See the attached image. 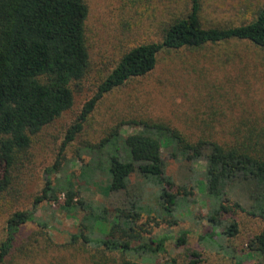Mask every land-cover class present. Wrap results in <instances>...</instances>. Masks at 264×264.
<instances>
[{
	"label": "rangeland",
	"instance_id": "rangeland-1",
	"mask_svg": "<svg viewBox=\"0 0 264 264\" xmlns=\"http://www.w3.org/2000/svg\"><path fill=\"white\" fill-rule=\"evenodd\" d=\"M201 2L205 27L238 24L245 6V16L264 7V0ZM187 4L188 0H86L87 74L71 85L72 107L31 136L29 148L15 156L10 183L0 194V244L11 213L34 208V199L47 179L64 183L72 176L78 204L64 211L60 196L57 202L36 206L35 216L43 227L25 224L2 264H118L122 260L136 264H264V257L250 254L247 248L264 230V222L258 218L242 211L219 217L215 233L234 221L238 234L231 239L215 238V242L206 236L212 233L215 201L205 193L203 162L175 161L164 151L165 175L174 185L170 191L177 193L184 187L189 193L186 198L195 202H181L176 211L168 213L164 204H158V179L132 174L127 193H107L110 175L106 169L93 170L89 163L92 157H83L82 162L76 154L77 149L97 143L118 124H123L121 135L126 136L141 132L136 126L139 121H150L164 123L191 141L204 137L225 147L239 144L255 157H264L263 51L230 41L160 53L149 74L106 94L85 122L81 136L60 152L65 132L121 56L139 44L158 42L163 9L184 10ZM99 156L97 166L107 168L106 155ZM56 162L57 174L52 171ZM96 162L97 158L92 164ZM3 171L0 162V177ZM249 194V187L243 184L231 185L227 191L228 200L244 210L250 206ZM133 196L141 200L143 209L131 246L166 236L165 252L134 254L120 248L105 252L102 247L71 241V236L79 233L91 239L103 238L107 233L101 235L117 221L116 211L128 209ZM103 212V219L94 220ZM183 233L185 243L179 246L176 240ZM114 234V239H127L121 233Z\"/></svg>",
	"mask_w": 264,
	"mask_h": 264
},
{
	"label": "trees",
	"instance_id": "trees-1",
	"mask_svg": "<svg viewBox=\"0 0 264 264\" xmlns=\"http://www.w3.org/2000/svg\"><path fill=\"white\" fill-rule=\"evenodd\" d=\"M202 4L201 0H188L187 9L172 11L169 6L163 9L158 23L160 40L139 44L121 56L65 132L60 152L81 136L85 122L106 94L149 74L160 53L199 49L207 44L230 41L247 43L264 52V7L251 10L245 16L248 9L245 6L246 12L241 13L244 17L238 24L205 27L201 19ZM87 15L86 0H0V162L4 165L0 194L10 183L15 156L29 148L30 137L72 107L71 85L80 82L89 68L85 40ZM139 122L136 126L140 127V133L122 136L123 124H118L97 143H86L76 150L78 160L82 162L83 157H92L89 163L94 166L93 170L106 169L110 175L107 193H127L131 175L137 174L141 179H158V204H164L168 213L176 211L181 202L194 204L193 199L186 198L189 193L184 187L178 188L177 193L170 191L174 185L165 175L162 157L165 151L175 161L205 164V193L215 201L212 205L215 216L210 219L212 233L206 235L212 242L215 238L231 239L238 234V225L234 221L215 233L219 217L242 211L264 222V157H255L239 144L225 147L204 137L191 141L164 123ZM101 154L107 157V168L97 166ZM58 166L56 162L52 168L55 174ZM234 184L249 187L248 210L228 200V188ZM60 196L64 211L78 204L72 176L64 183L47 179L41 194L34 199V208L11 213L0 244V264L11 252L25 224L43 227L35 216V207L57 202ZM131 198L128 209L116 211L114 219L117 221L101 235L107 233L105 238L91 239L79 233L71 236V241L102 247V251L113 252L120 248L134 254L165 252V243L169 240L166 236L131 246L143 209L140 199ZM103 215L106 216L104 212L99 213L94 220L98 222ZM114 232L127 239H114L111 237ZM185 237L184 233L179 236L177 245H183ZM247 248L250 254L264 257V230L249 241ZM118 264L136 263L122 260Z\"/></svg>",
	"mask_w": 264,
	"mask_h": 264
}]
</instances>
